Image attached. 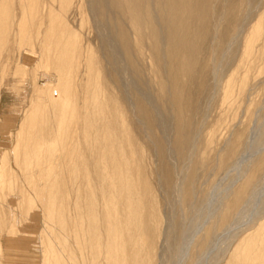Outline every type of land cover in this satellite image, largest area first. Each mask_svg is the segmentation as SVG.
<instances>
[{"label":"bare ground","instance_id":"1","mask_svg":"<svg viewBox=\"0 0 264 264\" xmlns=\"http://www.w3.org/2000/svg\"><path fill=\"white\" fill-rule=\"evenodd\" d=\"M71 2H74V6L80 14L83 13L82 8H84L89 15L101 49H104L105 60L102 61H104L105 67L108 66L120 81V86H117L119 93L125 96L129 91H136L137 99L135 100L141 101H136V114H138L140 120H143V129L147 132L148 138L156 145V151L165 160L168 159L170 152L176 161L179 158L190 159L196 153L195 143L199 128V124L194 120V114L198 113L200 103L198 101L195 103V97L197 93H200L207 104L209 101L207 98L213 97L212 95L215 94L213 92L218 91L216 83L218 80L220 81L223 66L235 55H232L231 48L239 43L238 39H241L240 35L243 27H246L245 23L255 8L252 7L253 0L242 2L244 13L235 17L230 31H227L228 33L220 35H218V20H221L223 14H225V0H219L218 7L214 6L215 0H195L194 4L190 0H67L66 5L68 3L70 5ZM21 8H24L23 3H21ZM209 8H211V11ZM26 10L28 11V9H22L21 21L18 25V37L21 41L30 36ZM207 15L208 20L205 21ZM193 16L197 18V21L193 22ZM192 23L197 27L198 36H204L205 41L206 38L208 39L206 43L205 41L202 44L200 43L202 45L200 49L197 46L195 50L190 49L189 42L192 35L190 30L193 29L190 25ZM66 26L64 22L60 23L59 26L60 33L65 34L63 35L64 44L61 43V40L55 48L51 49L52 51L48 55L46 51L40 53L43 61L49 62L55 69L54 87L48 86L49 88L44 89L43 87L38 88V86L36 88L47 101L44 105L35 106L34 109L31 105L27 109L30 115L34 113L36 119L33 121L30 130H28V135L15 140L10 151L15 164L19 168L26 174L41 180V183H39L45 188V192L41 194L42 198L44 196V200L41 199L44 206L43 214L45 212V216L48 215L46 210L54 211L52 219L49 220L65 229L68 239L67 247L65 243H62L58 249L51 251L44 248L43 251L47 253L48 257L45 254L43 255L42 264H60V259H65L61 253V248L67 251V257L71 261L70 264L76 259L77 254L75 251L82 257L83 264H87V262H90L89 264H144V262L140 263V259L137 258L138 250L133 253L132 258L126 256V248L129 245L132 243L135 245L140 244L139 223L142 222L144 209L137 187L138 183L131 176V163L123 158V147H121L107 122V103L103 100L101 89L98 86L100 69L97 62L94 61L95 51L89 46H85L84 51L83 49L78 50V52H83H80L78 57L82 68L79 73L75 71V76L70 77L67 74L61 78V73H57L60 70L58 57L59 53H62L58 48L64 45L63 50L65 46L70 49L73 44L72 49L75 50L79 47L77 44L82 46L78 33L70 38L68 32H65ZM248 27V31L241 39L242 42L240 41L242 50L238 66L225 80L222 77L224 81L218 93H220V106L225 110H232L236 103L237 94L243 93L247 88L248 64L256 58H264V11ZM133 35L139 41L140 46L148 47L150 57L154 63L155 74L160 80L157 97H154L149 91L146 82L148 78H143V65L139 62L140 54L139 57L135 56L136 52L133 54V50L136 51L135 48L132 50L131 37ZM66 36H68L67 42ZM194 38L196 39V37ZM213 39L216 42L215 47H210L209 64L203 67L201 81L198 88L193 90L195 95L192 93V98L190 97L191 99L188 102L186 99L187 87L183 79L186 80L187 84H190V82L194 84L195 80L193 81V79L197 73L195 70L196 65H194L196 51L199 50L198 53L202 52L205 45L210 46L212 44ZM146 42L148 45H145ZM237 49L239 48L237 47ZM240 66L244 67L241 73L238 72ZM20 67L22 73L25 74L24 67ZM78 76L79 79L83 77L85 81L82 79L80 89L77 90L79 97L75 101V91H72L71 84ZM208 76L215 79L211 85L208 82ZM53 92L58 95L56 98H53ZM68 104H71V106L68 107ZM47 106L50 112L49 115L53 119V125L49 124V127L46 123V114L42 113L43 110L41 109V107H44V111H46ZM201 111L202 108H200L199 113H202ZM261 115L259 119L262 117ZM66 116L69 123L71 119L75 120L74 129L69 127L68 122L65 125L64 118ZM255 122L257 121L255 120ZM28 123L29 118H23L19 129L26 130ZM262 123L264 124V121ZM55 124L56 129H54ZM61 125L64 126L59 129ZM252 126L255 127L256 125ZM262 126L256 136L254 135L256 130L254 131L253 127L251 129V131L253 130L252 135L257 137L253 147L248 148L249 144L245 140L243 142L242 139L241 146L237 149V154L231 162L226 161L227 157L222 158L221 161L218 160L220 161V170L224 169V172L228 168L234 167L240 159L249 153L248 151L257 150L259 147L264 148V125ZM154 129L158 132L157 136L153 133ZM17 136L20 135L17 133ZM210 139L212 138L210 137ZM167 145L170 147H167ZM204 147L206 146L204 145ZM64 148L66 152L59 159L58 156ZM92 151L98 154V156L96 155L94 167L90 163ZM254 153L252 154L257 155ZM217 157L219 158V156ZM247 159V162L251 160ZM9 161V152L4 150L0 156V186L3 184L4 178L12 182L14 180L13 174L16 176V172L13 173ZM245 165L247 164L242 167L243 172H240L247 174L250 166ZM194 166H191V170L189 169L187 174L179 170V173L182 174L181 177L184 178V186L181 185L182 183L179 184L178 172L173 174H177L175 181L171 179L173 175H163L162 181L160 179V188L163 193L170 197L179 195L182 192V195L187 196L188 199L192 192L191 178L194 176ZM253 166H255V171L251 174V177L245 179L236 190L229 193L231 209L237 206L232 217L225 215L222 219L223 225L215 233H207V238L204 239L203 236H198L191 251L196 256L190 264H204L210 253L209 251L218 242L217 239L222 237L224 232L236 228L235 225L242 222L250 206L254 203H258L256 212L259 216H253L250 221L248 220L251 222L255 219L252 222L253 224L241 231L240 234L234 235L232 233L234 239L238 237L233 243L226 242L227 246L225 248H218L219 250L217 249L218 251L209 258V264L212 258V264L215 263V258L218 257L216 254L226 255L223 264H264L263 204L260 207L264 199V154L254 161ZM240 172L237 171V176ZM251 178L254 179L251 180ZM19 193L20 198L23 199L22 190H19ZM54 194L56 196L52 197ZM19 204L28 205L26 214L28 213L30 216V209L33 206L35 207L34 201L23 199V202L21 201ZM34 207L31 210L33 211L32 214L35 213ZM168 226L167 224L166 228ZM194 228V225H192V228L181 236L176 231V226H173V229H170L168 233L164 232L161 251L175 254L173 264L179 263L181 257H183H179V255L182 254L183 247L186 246L187 248ZM251 230L252 232H249ZM94 252L95 255H93ZM143 256L145 257V255ZM159 256H157L158 259ZM146 264H149V262Z\"/></svg>","mask_w":264,"mask_h":264},{"label":"rangeland","instance_id":"2","mask_svg":"<svg viewBox=\"0 0 264 264\" xmlns=\"http://www.w3.org/2000/svg\"><path fill=\"white\" fill-rule=\"evenodd\" d=\"M225 1V14L222 16V21L220 19V21L218 20V35L228 33L232 23H234L235 17L244 13L242 11V2L245 0ZM66 2L67 0H0V156L4 150L8 151L10 167H12L14 171L13 173L16 172V176H14V174L12 176L14 179L12 182H9L4 178L3 184L0 186V244L4 249L6 245L5 242L9 239L24 243L23 253L24 256L29 257V261L27 262L30 264H42L43 255L45 254L48 257L47 253L43 251L44 248L47 249V251H51L58 249L62 243H65L66 247L68 244L65 229L60 228L55 222L49 220L52 219L54 211L50 212L46 210L48 215L45 216V212L43 214L44 206L42 200H44V196L42 198L41 194L45 192V188L40 185L41 180L26 174L21 168H19L15 164L14 158L10 153L15 140L22 139V136L28 135L27 132L30 130L33 121L36 119L34 113L30 115L27 109H29L31 105H33L32 107L34 109L35 106L38 107L39 105H44L47 101V99L42 96L36 88L38 86V88L43 87L44 89L54 87V81L56 79V76H54L55 69L52 64L43 61L40 53L46 51V54L48 55V53L52 51L51 49L55 48L61 40V43L64 44L63 35L65 34L60 33L59 28L60 23L64 22L67 25L65 32H68V36L72 38L74 34L78 33L80 44L82 46L77 44L79 47L75 49L76 52L72 49V47H74L73 44L70 49L65 46L63 50L64 45L58 48L62 53H59L58 63L60 70L57 71V73H61V78L65 77L67 74H69L70 77L75 76V71L79 73L82 68V64L78 60L81 51L78 52V50H82L85 46H89L95 51L94 61L97 62L100 69L98 86L101 89L103 100L107 103V122L109 128L112 129L114 136L120 142L121 147H123V158L131 163V176L133 180L138 183L137 187L139 188L138 191L140 193L141 204L144 209L142 222L139 223L140 244L135 245L132 243L129 245L126 248V256L132 258L133 253L138 250L139 254L137 258L140 259V263L144 262V264H146L149 262V264H161L163 262L162 264H173L175 254L169 252L165 253L163 250L161 251L163 235L168 233L170 229H173V226H176V231L181 236L184 235L187 230L191 229L192 225H194L195 232L193 231L191 234V239L189 240L187 248L186 246L183 247L182 254L179 255V257H183H181L179 263H175L190 264L196 256H194L191 251L198 236H203L204 239L207 238L208 234L215 233L223 225L222 219H224L223 217L225 215H227V217H229V215L232 217L237 206H235L234 209H231L229 193L236 190L245 179L251 177V174L255 171V166H253L254 161L264 154V148L261 147L257 148V150H250L248 151L249 153H247L248 156H246V154L244 158L240 159L238 163L234 165V167L228 168L227 171L224 172V169L220 170L219 162L221 159L227 157L226 161L231 162L237 154V149L241 146L240 143L242 139L243 142L244 140L247 141L250 146H248V148L253 147L256 141L255 139L257 138L255 136L258 135L257 132L259 133V129H262V125H264L262 123L264 121V58H256L248 64L247 88L243 93L237 94L236 103L232 110H225L220 106V93H218L220 92L223 81L238 66L241 56L240 52L242 50L241 39L246 34L245 32L248 31V26L255 21L261 12L264 11V0H253L252 7L255 8L252 10V15L247 19L248 23H245L246 27H243V31L240 35L241 39H238L239 43L232 46L234 49L231 48L232 55H235L224 65L225 67L223 66L224 69H222L220 81L218 80L216 83L218 91L213 92L215 93L212 95L213 97L207 98V100H209L207 104L204 102L203 96H201L200 93H197L195 103L197 101L200 103L198 113L200 112V108H202L201 112L203 115L202 113L194 114V120L199 124L197 132L198 137L196 138L195 143L196 153L190 159L179 158L180 164L179 160L176 161L171 152L168 155V159L165 160L158 151H156V145L153 144L150 138H148L147 132L143 129V120H140L137 116L138 114H136V101L141 102L140 100H135L137 99L136 91H129L125 96L119 93L118 87L120 86V81L108 66L105 67L104 61H102L105 60L104 49H101L100 42L89 15L84 8H82L83 13L80 14L76 9V6H74V2H71L70 5L69 3L66 5ZM190 2L194 4L195 0H190ZM21 3H23L25 9H28L26 12L28 14L27 22L30 29V36L26 38L28 40L25 39L24 41H21L18 37V25L21 21V11L24 9L21 8ZM218 5L219 0H215L214 6L218 7ZM209 10L211 11V8H209ZM255 10L258 11L256 12ZM193 19V22L197 21V18L194 16ZM207 20L208 15L205 21ZM190 26L193 28L190 30V33L192 34L189 42L190 49L195 50L196 46L200 49L202 46L201 44L205 41V37L198 36V33L196 32L197 27L193 23ZM68 36L65 37L66 42L68 41ZM193 36L196 37V39ZM132 37V50L134 48L136 50H133V54L136 52V57H139L140 54L139 62L144 66H142L143 78H148L145 80L149 91L154 97H157L160 89V80L155 74L154 63L150 57L148 47H145L144 45L143 47L140 46L137 38L134 35ZM207 40L208 39L206 38V41ZM215 42V39H213L210 46L205 45L202 52L198 53V50L196 51V57L193 56L195 59L194 65H196L195 70L197 72L193 79V81L195 80L194 84L192 82L187 84L186 80L183 79L187 87L186 99L188 102L192 98V93L195 95L193 90L198 88V84L201 81L203 67L209 64L210 47H215ZM145 45H148V43L146 42ZM237 47L239 49H237ZM235 49L237 50L235 51ZM232 59L234 60L232 61ZM78 65H80L79 68ZM20 66L24 67L23 70H25V74L22 73ZM243 68L240 66L238 72L241 73ZM82 79L85 81L83 77ZM82 79H79L78 76L75 78L74 83L71 84L72 91H75V101L77 100V97H79L77 90L78 88L80 89ZM214 80L215 79L208 76V82H210V85ZM52 94L53 98L58 96L55 92ZM70 106L71 104H68V107ZM183 108L186 111L185 107ZM41 109L43 110L42 113L46 114L47 126L49 127V124L53 125V119L49 115L50 112L48 111V106L46 111H44V107H41ZM260 115L262 116V119H259ZM23 118H29L26 130L19 129ZM255 120L257 122H255ZM66 122H68L67 116L64 118L65 125ZM68 124L70 125L69 127L74 129L76 122L71 119V122H68ZM252 125L256 126L254 127ZM62 126L64 125H61V127L59 126V129H61ZM252 127L254 128V131L256 130V134L254 132L255 136L252 135ZM54 129H56V124L54 125ZM24 132L25 134H23ZM17 133L20 135L19 137L17 136ZM153 133L156 136L158 135L156 129L153 130ZM210 137L212 139H210ZM225 143L230 145H225ZM204 145L206 147H204ZM167 147L170 146L167 145ZM65 152L66 149L64 148L60 152L58 158L61 159ZM218 152L220 154H217ZM251 152H256L254 154L257 155H253ZM94 153L95 152L92 151L90 159V163L93 167L95 166L96 155L98 156V154L95 153L94 155ZM216 155L219 156V158ZM247 158L251 160L247 162ZM244 164L250 166L247 174L240 172L242 171ZM20 165L23 166L22 164ZM193 165H195L193 167L194 176L191 178L192 192L190 193L189 198L187 199V196L182 195V192H180L179 195L177 194L167 197L160 188V179L162 176H165L166 174L173 175L174 172L179 173V170L187 174ZM236 170L238 173L240 172L241 176L238 174L240 178L237 176ZM176 175H173V178L171 179L175 181ZM181 176V173L177 175L179 184L182 183L181 185H183L184 178ZM252 179L254 178H251V180ZM19 190H22V197L24 200L27 199L34 201V214L31 213L33 212L31 211L33 207L29 211V216L28 213L26 214L28 205L19 204L21 201L23 202V199L20 198ZM55 196V194L52 195V197ZM262 202H264V199ZM262 202L260 207H262V204L264 206V203ZM254 204L252 205L253 208L250 206L248 210L250 213L248 214L247 212V215L243 218L242 222L235 225L236 228L234 227L228 232H224L222 235L223 238L220 237L217 239L218 242L213 246L215 249L212 248L211 251H209L210 253L205 259L204 264H209V258L219 249L225 248L228 242L233 243L235 241L238 236L234 239L232 236L233 234H240L241 231L249 228L253 224L252 222L255 219L249 222L250 219L253 216H259L258 212H256L258 203ZM167 224L169 225L168 228H166ZM249 232H252V230ZM225 233L227 234L225 235ZM75 252L77 256H75L76 259L72 264H83L82 257L78 255L77 251ZM159 252H162L164 256ZM61 253L64 255L65 259H60V264H70L71 261L67 257V251L61 248ZM142 254L145 255V257ZM93 255H95V252ZM187 255H189L188 258ZM216 255H218V257L215 258L216 261L215 263L213 262V264H223V259L226 255ZM157 256H159V259ZM143 258H145V260H143ZM212 261L213 258L210 264H212ZM89 263L90 262H87V264Z\"/></svg>","mask_w":264,"mask_h":264},{"label":"crops","instance_id":"3","mask_svg":"<svg viewBox=\"0 0 264 264\" xmlns=\"http://www.w3.org/2000/svg\"><path fill=\"white\" fill-rule=\"evenodd\" d=\"M5 243L4 249L0 244V264H30L27 262L29 257L24 256L23 253L24 243H19L12 239L7 240Z\"/></svg>","mask_w":264,"mask_h":264}]
</instances>
